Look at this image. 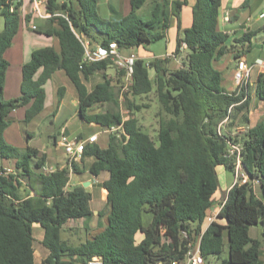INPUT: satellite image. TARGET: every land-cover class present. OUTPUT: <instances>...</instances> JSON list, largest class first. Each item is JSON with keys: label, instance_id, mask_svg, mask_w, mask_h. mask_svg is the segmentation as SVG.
Wrapping results in <instances>:
<instances>
[{"label": "trees", "instance_id": "trees-1", "mask_svg": "<svg viewBox=\"0 0 264 264\" xmlns=\"http://www.w3.org/2000/svg\"><path fill=\"white\" fill-rule=\"evenodd\" d=\"M45 1L50 27L38 32L55 35L59 49L45 46L33 50L22 66L20 95L4 100L9 65L4 52L19 29L22 3L0 0L4 19L0 31V157L14 165V173H0V264H35L34 223L44 231L41 243L48 253L42 264H85L93 256H99L104 264H154L183 258L189 242L199 236L204 258L219 257L227 245L226 257L215 264H259L260 241L250 237L249 228L259 222L264 227V117L240 137L223 131L225 123L220 125L224 119L232 123L233 110L242 111L249 102V82L227 90L222 86V72L214 65L234 47L228 44V34L217 29L221 1L195 0L191 25L177 38L174 54H179L183 43L187 49L179 68H167V57L135 60L122 105L119 92L124 69L109 57L86 60L82 38L102 47L115 41L120 49L162 40L171 17L180 29V10L187 1L129 0V12L115 20L99 16L97 0ZM144 7L145 16L139 13ZM256 33L247 31L235 38L234 42L244 47L235 57L250 50ZM44 66L50 73L62 69L69 77L82 119L106 130L119 127L109 133L107 146L85 145L81 161L85 156L95 157L90 173H108L102 186L110 207L107 225L78 245L60 236L68 221H85L93 215L91 193L82 186L67 188L70 172H80L78 165L44 172V153L38 157V150L29 146L20 151L3 137L12 110L32 102L25 122L41 112L44 92L36 74ZM109 66L115 67L116 78L106 77L88 90L83 81L95 69ZM152 90L160 106L155 138L138 124L134 113L140 107L132 100ZM255 93L264 101V71L256 77ZM94 102H109L110 109L87 116L85 111ZM122 106L129 110L128 116H123ZM234 141L241 142L242 166L251 179H258L261 195L250 184L233 185L216 217L203 226L219 186L216 167L233 171V157L227 151ZM24 187L27 194L21 193ZM147 214L151 218L146 223Z\"/></svg>", "mask_w": 264, "mask_h": 264}, {"label": "crops", "instance_id": "crops-1", "mask_svg": "<svg viewBox=\"0 0 264 264\" xmlns=\"http://www.w3.org/2000/svg\"><path fill=\"white\" fill-rule=\"evenodd\" d=\"M111 0H106L109 5V10L111 12V17L117 16L116 19L127 14L128 10H130L129 0H121L118 5H112ZM187 3L180 10V29L177 27V22L175 17H171L170 24L166 32V36L163 40L166 42L165 51L162 53L156 54L155 52H143L140 50V46L135 50V53L132 52L130 54H135L137 58H141L144 60L145 57L150 56L153 57L148 62L152 61L155 58H163L166 55L168 61L166 63V67L169 69H177L181 66L182 61L184 60L187 49L181 48L178 55L174 54L176 49L177 38L182 34V29L188 28L191 25L192 17H191V8L194 4L195 0H186ZM221 6L219 9V17L217 23V29L228 34V44H234L235 38L241 36L244 32L252 31V32H260L264 31V22L259 19L258 15L261 11V4L264 0H220ZM45 0H21V6L18 9L20 15V25L17 33L13 37L12 45L8 47L4 52V57L8 60V67L6 69L5 78H4V86L2 97L4 100L12 99L18 97L20 95V86L22 80V66L26 62H28L31 58V53L33 50L45 46H52L55 49H59V42L55 35H47L42 32H38V29L42 28L47 29L50 27V23L48 22L49 13L46 11ZM98 2V1H97ZM108 19V18H107ZM115 20V19H110ZM35 24L36 29H32L31 25ZM55 26V22L52 24ZM31 30V31H30ZM257 34V33H256ZM255 34V35H256ZM251 38L250 46L253 38ZM84 38V37H83ZM85 39V38H84ZM86 40V39H85ZM88 42V40H87ZM264 42V38H263ZM247 45V44H246ZM100 44H88L85 46L86 51L93 52L99 47ZM150 47V45L148 46ZM121 50V49H120ZM251 50V47H250ZM121 52V51H120ZM238 50L233 49L222 56L219 60L214 61V65L217 69L222 72V69L228 67L229 62H234L235 65L238 58L245 59L246 53L240 54L235 57V53ZM12 58V61H10ZM264 62V61H262ZM248 63V62H247ZM151 71V70H150ZM262 71V70H261ZM232 72V69H231ZM231 72L229 74V82H231ZM102 78L100 81L95 79V76H99ZM106 77L116 78V69L113 66H109L107 68H98L95 69L86 80H84V84L88 90L93 89V87L103 81ZM36 80L38 83V87L44 92L43 106L41 112L34 117L29 122L24 121L25 112L30 107L32 102H29L26 105L20 106L9 113L10 123L3 131V136L5 141L13 146L16 144L11 143L10 134L8 133L12 124H16L14 127V134L16 138L19 140V145L22 149L29 146L32 148H36L29 145V141L33 140L36 133L34 130L25 129L21 127V123H32L35 118L39 115H42L46 109L49 108L47 114L44 117L51 115L54 121H61L59 125V129L57 131V136H53V134H49V137H52L53 143L56 147L60 145V136L64 135L68 140H85L92 134H97V139L95 143L101 146L99 142L100 131L109 134V131H116L119 127H112L110 130L103 129L99 124L94 122H88L82 119L79 116V102L78 95L76 89L66 75V73L62 69H58L52 73L49 72V68L44 66L40 68L36 74ZM60 88H62L60 90ZM227 90H232L230 87ZM59 92L61 93V97H59ZM110 109L109 102H94L90 106L87 107L85 114L87 116L97 114V113H105ZM123 116L124 112L122 111ZM78 117L81 120V128L90 127L92 130L89 133L85 131L76 129L75 133L69 129L70 123L72 122V118ZM43 119V118H42ZM8 133V134H7ZM8 135V138H7ZM24 140L22 142L21 140ZM108 143V142H107ZM62 147V146H61ZM105 147V146H101ZM38 150V155H41V151ZM41 153V154H40ZM43 161V165L41 170L44 171V166L51 168L53 171L56 168H62L64 166H71V164H77L80 168L79 173L70 172L69 182L67 184V188L71 189L73 187L82 186L87 191L93 194L95 190L99 191L101 196L105 197L107 200V191L102 186V181L108 177L107 171H102L99 176H95L90 173L89 167L95 161V157L93 156H85L81 161H74L72 163L69 162L67 157L65 160H61L59 155L54 156V158L50 159L46 157ZM3 162L0 165L3 167H12L14 168L13 162L11 160L2 159ZM49 161H53L52 165L47 164ZM226 170L224 166L220 165L216 167V172H220V178L222 179V185L219 183L218 189L213 195L214 203L212 207L208 210L207 215L205 217L203 226H206L211 222L217 215L220 205L224 202L228 190L231 188L233 180L228 183L226 178ZM45 172V171H44ZM233 172V171H230ZM105 173V174H104ZM104 174V175H103ZM218 182L219 177H218ZM87 184L83 186V184ZM254 191L261 195L258 185L254 187ZM22 194H27V188H21ZM93 198L91 197V200ZM108 206L109 203L107 202ZM91 206V201H90ZM110 207V206H109ZM92 209V208H91ZM107 217H106V225H107ZM105 225V226H106ZM251 228V227H250ZM249 228V232H250ZM102 230V229H101ZM250 235V234H249ZM251 237V236H250ZM253 238V237H252ZM42 238L40 239V241ZM47 249L43 248L41 250V258L40 264H42V260L47 255ZM34 258H35V249H34ZM261 259V257L259 256ZM259 259V260H260ZM262 260V259H261ZM264 261V260H263ZM36 264V259H35Z\"/></svg>", "mask_w": 264, "mask_h": 264}, {"label": "rangeland", "instance_id": "rangeland-1", "mask_svg": "<svg viewBox=\"0 0 264 264\" xmlns=\"http://www.w3.org/2000/svg\"><path fill=\"white\" fill-rule=\"evenodd\" d=\"M97 12L100 17L104 19H116L117 16L111 17V12L109 10V5L106 2V0H97ZM112 5H118L121 0H111L110 1ZM129 12V10H128ZM127 12V13H128ZM141 15H147L146 7L141 9L139 11ZM126 15V14H125ZM264 22V19L262 20ZM4 25V19L0 15V31L3 29ZM31 31V30H30ZM264 31L257 32L255 37L252 40L251 43V50L246 52V58L249 65H252L250 77H249V87H248V94H249V102L247 105V108L242 111L233 110V116L235 120L232 123H225L223 125L222 130L227 132L228 134H231L232 136L240 137L244 130H246L249 126L255 124L257 121L261 120L264 117V101L260 100L255 93V80L259 72H263L264 68L260 65L261 61H264ZM150 45V47H148ZM166 42L165 40H158L155 42H152L150 44L144 43L140 46V50L143 52H155L156 54L162 53L165 51ZM138 47H132V48H122L121 55L126 56L130 55V53L134 52ZM244 47L238 43L234 42L233 49H237L238 52L242 50ZM153 57L147 56L144 58L145 62H148ZM10 61H12V58H10ZM234 62H229L228 67L222 69V86L225 89H229L230 87L232 90L236 88V82L233 78V70L235 68ZM232 69V72H231ZM150 74H154V70L150 69ZM262 70V71H261ZM231 72V82H229V74ZM95 79L97 81L101 80L102 78L99 76H95ZM124 82V80H123ZM120 94V92H119ZM125 98L120 99V104L124 102ZM133 103L135 105H138L140 109L135 111L134 117L137 118L138 124L142 127L144 131H147L152 137L155 138L156 132L158 129L159 124V110L160 106L158 104L156 95L154 90H152L147 95H141L137 96L132 99ZM49 108L46 109V111L39 115L37 118L34 119L32 123H24L22 122L20 125L22 128L25 129H31L34 130L36 135L33 140L29 141V145L38 148L41 153H46L47 158H54V156L59 155V158L61 160H65L66 153L64 151V148L59 146L56 147V145L53 143L52 137H49V134H53V136H57V131L59 129V125L61 121H54L53 117L51 115L44 117L45 114H47ZM121 111L124 112L125 116L129 115V110L125 108V106L121 107ZM43 118V119H42ZM72 122L70 123L69 129L75 133L76 129L85 131L86 133H89L92 129L88 126L81 128V120L76 117L72 118ZM18 124V123H16ZM16 124H12L8 133L10 134L11 143L16 144L15 147H17L20 151L23 149L19 145V140L16 138L14 134V127ZM113 131H109L111 133ZM7 133V134H8ZM4 137V136H3ZM8 138V135H7ZM5 139V138H4ZM9 139V138H8ZM109 140V134L104 132L103 130L100 131V137H99V144L101 146H107V142ZM22 142L25 143V141L22 139ZM40 153V154H41ZM40 155H38L39 157ZM36 160V158H33L30 161V167H33V163ZM3 160L0 157V165L2 164ZM47 164L52 165L53 161H49ZM105 174V173H104ZM103 174V175H104ZM217 176L219 177V183L222 185V179L220 178V172H217ZM226 178L227 182L230 183L232 180H234L233 172L226 171ZM257 192V191H256ZM93 198L91 200V208L93 211V215L89 217L87 220L84 221V219H73L68 221L66 225L63 226L60 232V236L62 239L67 240V242L71 245H78L81 242H83L87 237L92 236L96 232L103 229L106 225V213L109 211V206L107 204V200L105 197L101 196L100 192L95 190L93 194L91 195ZM101 212V215H98V213ZM151 216L150 214H147L145 216L144 221L147 223L150 220ZM264 227L259 222L257 225H253L250 228V236L253 238H257L260 241V257L259 264H264V233H263ZM32 235H33V243H34V249H35V259L36 264H40V258H41V250L45 248L40 239L43 238L44 231L43 228L38 224L34 223L32 225ZM227 255V245H224L223 251L220 254L219 257L215 255H209L207 258H205L206 264H215L217 261H219L222 258H225Z\"/></svg>", "mask_w": 264, "mask_h": 264}, {"label": "built area", "instance_id": "built-area-1", "mask_svg": "<svg viewBox=\"0 0 264 264\" xmlns=\"http://www.w3.org/2000/svg\"><path fill=\"white\" fill-rule=\"evenodd\" d=\"M50 15V14H49ZM259 19H264V2L261 4V11L258 15ZM32 29H36V25H31ZM84 45L88 44L87 40L82 38ZM182 48H185V44H182ZM169 55H166L167 57ZM111 58L114 64L118 68H122L125 71L124 75V83L120 89L119 99H124L125 94L128 92V87L132 82V74L134 71V63L137 59L135 54H130L123 56L121 55L120 48L117 46L115 41L109 43L107 47L99 46L93 52L86 51L85 59L86 60H99L103 58ZM260 65L264 68V62L261 61ZM252 65H249L245 59L238 58L235 63V68L233 70V78L236 82V87H240L242 85H246L249 82L250 72ZM227 119H224L221 123H226ZM97 139V134H92L85 140H68L66 136H60V145L64 148L67 159L70 163L74 161H78L82 158L85 145L87 143H94ZM242 150L243 146L241 142H230L228 148V156L233 157V175L234 180L233 185H242V184H250L253 188L259 184L258 179H251L247 172L244 170L242 166ZM45 172H50L51 168L44 166ZM1 174L14 173V168L12 167H3L0 169ZM231 186V187H232ZM223 205V203L220 205ZM219 208V209H220ZM200 236L196 241H191L188 244L187 250L181 259H171L169 261H159L154 264H206L205 258L203 257L200 247ZM85 264H104L102 259L99 256H93L89 260L86 261Z\"/></svg>", "mask_w": 264, "mask_h": 264}, {"label": "water", "instance_id": "water-1", "mask_svg": "<svg viewBox=\"0 0 264 264\" xmlns=\"http://www.w3.org/2000/svg\"><path fill=\"white\" fill-rule=\"evenodd\" d=\"M87 184L85 183V184H83V186H86Z\"/></svg>", "mask_w": 264, "mask_h": 264}]
</instances>
